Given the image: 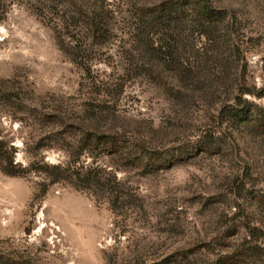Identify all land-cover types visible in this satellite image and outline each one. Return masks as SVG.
<instances>
[{"label":"rangeland","instance_id":"rangeland-1","mask_svg":"<svg viewBox=\"0 0 264 264\" xmlns=\"http://www.w3.org/2000/svg\"><path fill=\"white\" fill-rule=\"evenodd\" d=\"M210 1L227 15L209 36L186 0L13 2L1 139L23 167L98 168L108 186L0 170V264H264V0ZM93 134L117 148H86Z\"/></svg>","mask_w":264,"mask_h":264},{"label":"trees","instance_id":"trees-1","mask_svg":"<svg viewBox=\"0 0 264 264\" xmlns=\"http://www.w3.org/2000/svg\"><path fill=\"white\" fill-rule=\"evenodd\" d=\"M15 0H0V22L4 21L9 13L10 6L13 4ZM18 1V0H16ZM50 1V0H49ZM188 4L182 5H189L190 9L189 12H192V24L194 29L200 31L202 35H211L216 34L218 25H220L223 21L222 18H226V13H220L216 11L215 7L210 0H186ZM61 3V2H60ZM183 6L180 5V9L183 11ZM221 19V20H220ZM87 26L89 28V33L91 37L96 40L98 43H101L102 38L106 37V32H103L101 28V23L97 22L96 18H89L87 17ZM227 27V26H226ZM225 28V26H223ZM220 39V37H218ZM217 37L210 38L213 40L218 41ZM60 39V38H59ZM61 40V39H60ZM59 40V45L61 50L69 56L74 63H77L79 66L85 68L86 74L88 77L91 75L90 66L84 65L81 62V58L79 57V52L76 48L69 47L66 45L64 41ZM148 49L153 53V55L159 56H169L170 54L166 53V51L162 50V47H154L151 45ZM170 51V48H168ZM163 51V52H162ZM166 58V57H165ZM244 93H241V96ZM246 102V101H245ZM228 109L230 107H227ZM232 110V109H231ZM233 115L229 116L226 121L230 124H233V121L237 120V109H233ZM254 123V121H252ZM253 127H255L253 125ZM115 137L107 136V135H98L93 134L87 140H84V146L86 148L91 147L95 149L94 151H102L103 150H111L116 149L117 146L114 142ZM114 143V144H113ZM15 148L11 145L8 141L1 139L0 137V170L11 177H24L30 172L40 171L45 173L49 178L51 183H57L61 181H68L70 179H74L79 187L84 189H91V188H100L108 186V183L102 182V172L98 170V168H84L81 167L80 169L77 167L75 170H71L70 168L62 167L60 165H48L44 164L43 167L35 168L33 166L23 167L19 163H15ZM77 161H75L76 163ZM85 169V171H84ZM105 173V171H103ZM100 173V174H99ZM116 187L119 188V182H116ZM117 188V189H118ZM119 196H116V200L113 202V205H117L119 202ZM250 257V254H246Z\"/></svg>","mask_w":264,"mask_h":264}]
</instances>
